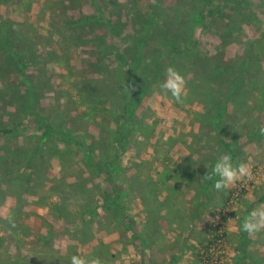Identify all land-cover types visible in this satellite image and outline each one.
<instances>
[{
	"label": "rangeland",
	"instance_id": "obj_1",
	"mask_svg": "<svg viewBox=\"0 0 264 264\" xmlns=\"http://www.w3.org/2000/svg\"><path fill=\"white\" fill-rule=\"evenodd\" d=\"M231 1L227 0L223 8L228 17H220L218 11L187 26L189 15H193L190 12L200 7L201 0H0V70L3 72L0 73V126L13 121L17 124L13 138L6 140L0 136V155L4 156H0V174L1 170L11 175L32 170L25 171L24 166L20 168L8 158V150L31 146L33 137L43 132L39 129L43 122L36 123L27 108L21 106L26 93L34 99L35 109L68 129L109 139L107 133L115 126L112 110L116 111L115 107L125 97L129 98L132 88L124 83L119 85V78L115 76L108 80L106 73L114 67L127 69L134 59L133 54L124 57L125 64L118 63L121 61L117 62L113 45L126 53L124 47L137 39L142 21H150L153 29L143 48L147 56L153 50L164 52L167 48L169 41H164L159 31L169 22L175 23L178 31L183 28V36L190 32L188 42L194 44L195 53L209 59L208 65L216 63L211 69L214 76L210 78L203 73L194 76L188 68L190 60L178 59L165 66L161 80L146 90L135 110L137 121H132L135 126L140 121L144 130L131 129L125 139L127 145L118 148L119 165L123 169L120 176L124 180L122 183L120 179L123 209L118 215L104 210L101 198L110 191L103 180L104 173L87 171L77 146L52 135L48 145L54 150L43 152V164L33 174L26 175L19 188L14 189L7 182L0 191V264H14L17 259L19 264H70L73 255L85 256L89 264L92 260H98L99 264H204L197 262L193 250L198 231H206L209 237L216 232H227L215 247L211 264H234L238 257L235 237L246 215L247 203L253 194L264 195V136L256 142L247 135L253 133L256 124L264 125V0ZM149 16L153 18L145 20ZM83 17L98 20L91 26L73 24ZM185 18L187 23L183 22ZM107 21H112L118 34L112 36ZM6 28L11 36L20 37L24 42L21 48L13 47L15 52L29 53L26 46H30V51L37 56L32 58L27 54L14 61V65L8 55L4 57L2 54L8 51L2 45ZM178 44L181 46L182 41ZM240 63L246 65V70L239 83V96L234 102L226 101L223 123H216L213 128L196 119L195 113L213 111L209 106L212 102L226 100L224 95L229 89L221 92L222 81L218 82L220 78L215 77L220 74L212 72L217 66L227 68L222 74L236 72ZM19 66L32 76L26 83H22ZM169 67L185 80L179 102L160 88ZM93 78L107 80L103 86H92L89 81ZM12 81L18 83L20 95L14 102L8 95ZM138 83L145 86L143 77L135 84ZM76 87L87 91L84 98L81 96L85 101L89 97L99 99L106 108L105 114L85 113L87 106L80 102ZM243 96L255 99L254 103L242 104ZM223 141L240 149L232 158L234 166L244 163L249 168L248 176L241 177L224 191L236 187L245 190V194L239 191V196L230 198L223 207L213 202L225 197L212 190L211 214H202L203 219L194 222L195 230L187 232L181 227L189 222L188 216L198 202L195 192L187 189L195 184L196 177L190 171L195 169L200 174L212 157L227 154ZM61 150L65 151L63 163L59 160ZM96 153L99 156L100 151ZM164 168L169 175H160ZM136 171L140 180L155 186L153 193L158 194L160 201L172 197L171 187L177 191L180 216L175 226L162 223L164 232L158 243H153V238L146 243L133 239L134 233L142 232L146 219L141 203L144 194H140L136 183H131ZM183 173L191 178V185L185 180L178 186ZM258 207H264V203ZM84 208L93 214H81L80 209ZM217 225L219 229L215 228ZM249 240L254 261L248 260L246 264H264V229L249 234Z\"/></svg>",
	"mask_w": 264,
	"mask_h": 264
},
{
	"label": "trees",
	"instance_id": "obj_2",
	"mask_svg": "<svg viewBox=\"0 0 264 264\" xmlns=\"http://www.w3.org/2000/svg\"><path fill=\"white\" fill-rule=\"evenodd\" d=\"M229 2H232L231 0H228ZM234 3H239L240 0H233ZM227 0H201V5L200 7L190 13H193L189 19H187L188 23L187 26L191 25L192 22L194 23H199L200 20H205L208 17L213 16L216 12L219 11V16L220 17H228L226 13H224L223 8L226 7ZM152 17H148V19L145 20H151ZM82 21H78L77 23H73L74 25H90L97 21L98 19L95 18H88L86 19L85 17L79 18ZM78 19V20H79ZM92 20V21H90ZM183 20V19H182ZM193 20V21H189ZM186 21L183 20V22ZM186 21V23H187ZM108 23V28L109 31H112V36L118 34L119 32L116 31V27L114 28V25L112 21H107ZM150 21H142L140 23L139 28L137 29V34L138 37L135 40H132L129 42L126 47H124V52L126 50V53H122L115 45L113 47L115 48L116 52L114 55L116 57V60H120L121 62H118L120 64H125V56L131 57L134 54V59L132 63L128 66L127 69H122L121 67H114L112 70H108L107 74V79L109 80L111 76H115L119 78V85L124 83L125 86H131L132 92L129 98L125 97L124 101L122 104L118 105H113L114 101H112V107L116 108V111L112 110V117H113V122H114V128H112V131H109L107 134L109 135L107 137H102L99 136L98 138L91 136L88 133H77V131L80 130H75L74 129H68L61 123H58L54 120L51 119V117H47L44 114H42L38 109H35L34 99L30 97L28 93H26V97L24 98V102L22 101V97H20L21 106H25L29 113L34 117V121L36 123H41L43 122L40 126L39 129H43V132H41L40 135H35L33 137L34 141L33 144L29 147H22L20 149L18 148H13L11 150H8L9 156L8 158H11L9 162H12V164H19L20 168L25 167L26 170H32V174L38 169L40 165L43 164V152H50L53 151L54 148L50 147L48 145V140L52 138V135L55 137H58L62 139L64 142L71 143L77 146V152L78 154L81 155V160L85 164V169L87 171H93L98 174L103 175V180L105 181V185L107 184L110 186V191L109 193H105L103 195L102 202H103V207L104 210L108 214H113V212H116L118 215L119 211L123 209L121 207V200L123 197V185L120 184V179L122 183L124 182L123 178L120 176L122 175L123 169L120 167V159L118 156V148L125 147L127 145L126 142V137L129 136L131 129L134 131H142L143 125L141 124L140 121H138V124L135 126L134 123H132L133 120L137 121L135 119V110L137 106L142 102V97L145 95L146 90L151 86L153 83H155L157 80H161L163 76V70L165 69V66L168 64H172L175 62H178V59L180 61L185 60L186 58L189 61L188 63V68L191 72L193 73L194 76L197 75V73H203L206 77H213L214 75L211 74V69L212 67L216 64H207V61H209L208 58L202 57L195 53V46L194 44L188 42L190 40V32H186L185 35L183 36L182 29L177 30L178 26L176 27L175 23H165L163 27L159 31V36L165 37L164 41H169L166 43V47L164 52L161 50H153L149 56L148 52L145 54L143 52V48L145 47L146 40L148 39L149 35L153 31L151 24H149ZM185 23V22H184ZM157 25H155L156 27ZM180 26V25H179ZM176 28V29H175ZM7 29V30H6ZM4 31L3 39H2V45L8 49L6 53H3L2 55L5 57L8 55L10 59H12L13 65L14 61L16 60H21L22 57L25 55L30 57H36L34 51H30L29 48L32 47L26 46V48L29 50V53H26L25 50L23 53L15 52L13 49L14 46L17 45V47L21 48V45L24 46V42L20 40V37H13L11 36V32L9 31L8 28H6ZM175 29V30H173ZM119 30V29H118ZM152 30V31H151ZM177 30V31H176ZM158 31V30H157ZM180 31L182 35L180 34ZM187 31V30H186ZM83 32V31H82ZM162 34V35H161ZM11 36V37H10ZM13 40H9V39ZM78 38V36H77ZM185 38V39H184ZM179 40L182 41V45L179 46ZM19 44V45H18ZM14 50V51H13ZM125 54V55H124ZM147 56V57H146ZM34 60V59H32ZM35 61V60H34ZM246 65L241 64L239 67L236 69V72H225L224 74L220 73L222 70L227 69L226 67H216V70L213 71L212 73L220 74V75H215L218 79L220 78V81L217 80L218 82H221L219 84L220 91L225 92V88L228 90L224 97L226 100L223 102L217 101L212 102L211 110L212 112L208 113H195L194 116L196 119H201L203 122L205 121L206 124L211 125L214 128V125L216 123H223V118L226 116V108L224 105H226V101L230 100L234 102L236 99H238L239 96V83L242 81V78L244 76V71L246 70ZM139 70L141 71L140 74H137L136 71ZM18 72L20 73L21 77L23 79L22 83H26L30 80L32 77L31 74H27L23 68L19 66ZM0 73H3L0 70ZM140 77H143L145 80V86H141V84L137 83L138 79ZM232 77V78H230ZM106 79V80H107ZM102 79H96L93 78L90 80L89 84H94L100 86H103V81ZM224 82V84H222ZM10 83H7L6 85H9ZM8 87V86H7ZM77 93L80 94V102H83L87 106V110L84 112H97L98 114H103L106 111V108H104V105H102L99 99H93L90 98L88 101H85L84 96L86 95V92L84 88L82 87H76ZM32 90V88L30 89ZM110 91V90H108ZM112 92V91H110ZM113 93V92H112ZM8 95L10 96V99L13 100L12 102L18 100L19 95V85L15 81H12L10 89H8ZM83 98H82V97ZM114 97V96H113ZM255 99L253 98H247L243 96L242 99V104H247L248 105L254 103ZM239 106V105H237ZM235 106V107H237ZM253 106V105H252ZM114 108V110H115ZM238 108V107H237ZM105 114V113H104ZM241 114V113H240ZM250 124H253L254 122H249ZM142 125V126H141ZM139 126L141 129H139ZM16 127L17 124L15 121L12 123H8L7 125L0 126V136H3L6 140L13 138L14 134L16 133ZM22 128V127H21ZM226 130V129H224ZM67 131V132H66ZM21 132V131H19ZM66 132V133H65ZM143 132V131H142ZM79 134V135H78ZM136 134V133H135ZM224 137L226 136V132L224 131L223 133ZM248 139L253 140V141H260V139L264 136V125L261 123L256 124L255 129L252 134L247 133ZM89 137L91 139H89ZM223 137V139H224ZM75 140L74 142H72ZM222 142V141H221ZM47 144V145H46ZM223 145L227 147V154L231 155L233 158L236 154L240 152L239 147L238 148H233L228 145L223 141ZM52 146H55V144H52ZM112 146L114 149H112ZM97 151H100V154L96 153ZM115 150V151H114ZM62 152H65L64 150H61V154L59 153V156L63 163L64 160V155ZM1 157H4L3 154L0 155ZM118 156V157H117ZM0 157V159H1ZM220 156L217 157H212L208 164L207 168H204L200 174L194 169L193 171L191 170L190 172L193 173L195 178V184L193 183L192 186H197V187H192L188 191L195 192V196L197 197V205L194 207L193 212L190 213L189 217V222L184 223V225L181 227L187 232H192L195 230L194 228V222H199L201 219H203L202 214H211V211L209 210L211 207V200L213 197H211V193L214 190L215 192L218 193V195L221 197L223 196L224 199H221L219 201H215L213 203L216 204H222L223 207L226 205L227 202L230 201V198L238 197L239 193L241 192V195L245 194V190L240 191L241 189L233 187L230 188V190L224 191L220 190L217 191L214 188V183L218 177H213L211 180H206L204 179V175L207 172H211L212 168L215 165V162L217 159H219ZM191 164V163H190ZM190 164L188 166H190ZM190 168V167H189ZM19 169V168H18ZM191 169V168H190ZM186 170V168H185ZM184 170V172H185ZM3 171L0 174V191L5 189L3 187L7 182L10 183V185H14V189L16 186L19 185L21 186V182L23 179L29 176V173L25 172H20V173H15V175L9 174L10 172L7 170H1ZM160 173V172H157ZM165 173V175H169L167 170L164 168L160 175L162 176ZM140 174L139 171H136L134 177H132V182L131 183H136L137 187L140 188V194H144V196L141 197L143 199L141 201L143 205V209L145 211V221H143L142 226L144 227L142 232H136L134 233L133 239H139L142 243H146L148 239H152V242H160L162 241L163 237V230H162V223L166 222L167 225L175 226L177 224V217L180 216L179 213L180 211V205L179 202L177 201L178 197L177 191L174 190V188H170L169 192L172 194V197H166L164 201H160L158 194L153 193V190L155 189V186L151 185L149 182H146L145 179L142 181L139 179ZM82 179H84V176L82 175ZM193 179V178H192ZM140 180V182H139ZM188 181V185H191V178L187 176L185 173L182 174V177L179 179L178 186H181L182 182L184 183ZM141 182H144L142 184ZM4 184V185H3ZM106 185V187H108ZM77 187H80L76 185ZM7 187V186H6ZM174 187V186H173ZM17 188V189H18ZM83 188V187H80ZM240 191V192H239ZM78 192V191H76ZM251 196V195H250ZM252 200L248 201L247 203V210H246V215L247 216L253 209L257 208L261 204L264 203V195L263 196H257L253 194ZM84 205V204H83ZM55 206H57L55 204ZM62 206V205H60ZM86 208V207H85ZM80 209L81 214L87 213L88 214H93L92 211H88V209ZM90 212V213H89ZM244 217L241 219L243 222ZM180 220L178 221V223ZM182 222V221H181ZM241 222V224H242ZM205 223L203 222V225ZM216 229H219L220 226L217 225L215 227ZM205 233V234H204ZM206 231H198V241L197 244L193 247V250L196 251L195 256L198 258L197 262H202L204 264H211L212 258L215 254V247L223 241L227 235V232L223 231L221 232H216L215 235L212 237H209L206 235ZM209 234V233H208ZM147 237V238H146ZM236 242L238 244V257L235 260L234 264H246L248 260H253L251 252L249 251V234L246 232H243L241 230V227L239 229V233H237ZM258 253V252H257ZM253 254V253H252ZM259 254V253H258ZM260 257V256H259ZM87 259L85 256L83 257ZM261 258V257H260ZM19 259L14 261V264L17 262L19 264ZM254 261V260H253ZM16 263V264H17Z\"/></svg>",
	"mask_w": 264,
	"mask_h": 264
},
{
	"label": "clouds",
	"instance_id": "obj_3",
	"mask_svg": "<svg viewBox=\"0 0 264 264\" xmlns=\"http://www.w3.org/2000/svg\"><path fill=\"white\" fill-rule=\"evenodd\" d=\"M160 88L167 90L179 102L184 92L185 80L174 68L169 67L166 73V80L160 85ZM248 175L249 168L246 164L241 163L238 166H234L231 155L225 154L216 160L211 172H207L204 175V179L211 180L213 177H218L214 183V188L220 191L241 177ZM261 229H264V207H257L244 217L241 230L248 234H255ZM70 264H89V261L73 255L70 258ZM91 264H99V261L92 260Z\"/></svg>",
	"mask_w": 264,
	"mask_h": 264
},
{
	"label": "built area",
	"instance_id": "obj_4",
	"mask_svg": "<svg viewBox=\"0 0 264 264\" xmlns=\"http://www.w3.org/2000/svg\"><path fill=\"white\" fill-rule=\"evenodd\" d=\"M216 255H217V253H216Z\"/></svg>",
	"mask_w": 264,
	"mask_h": 264
}]
</instances>
